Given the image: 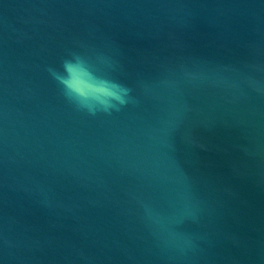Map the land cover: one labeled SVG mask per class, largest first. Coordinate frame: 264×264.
<instances>
[{"label": "water", "instance_id": "1", "mask_svg": "<svg viewBox=\"0 0 264 264\" xmlns=\"http://www.w3.org/2000/svg\"><path fill=\"white\" fill-rule=\"evenodd\" d=\"M0 264H264V0H0Z\"/></svg>", "mask_w": 264, "mask_h": 264}, {"label": "clouds", "instance_id": "2", "mask_svg": "<svg viewBox=\"0 0 264 264\" xmlns=\"http://www.w3.org/2000/svg\"><path fill=\"white\" fill-rule=\"evenodd\" d=\"M68 70L72 71V66H69ZM123 92H124L125 95L127 94V90H123ZM107 95L119 100L121 103L125 102L123 97L118 92H108Z\"/></svg>", "mask_w": 264, "mask_h": 264}]
</instances>
